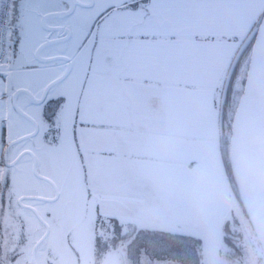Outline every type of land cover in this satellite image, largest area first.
<instances>
[{
  "label": "snow or ice",
  "instance_id": "snow-or-ice-1",
  "mask_svg": "<svg viewBox=\"0 0 264 264\" xmlns=\"http://www.w3.org/2000/svg\"><path fill=\"white\" fill-rule=\"evenodd\" d=\"M252 120L264 0H0V264H201L179 194Z\"/></svg>",
  "mask_w": 264,
  "mask_h": 264
},
{
  "label": "crops",
  "instance_id": "crops-1",
  "mask_svg": "<svg viewBox=\"0 0 264 264\" xmlns=\"http://www.w3.org/2000/svg\"><path fill=\"white\" fill-rule=\"evenodd\" d=\"M154 150L162 156L172 150L170 136L154 134ZM155 188L159 195L169 197L174 195L170 178L155 177ZM187 209L188 215L196 226L197 234L203 237L205 243L211 242L215 249L224 239L226 211L242 212V207L233 191L224 162L219 128L210 155L206 156L200 166L193 165L185 180V187L179 194ZM211 225V227H209Z\"/></svg>",
  "mask_w": 264,
  "mask_h": 264
},
{
  "label": "water",
  "instance_id": "water-1",
  "mask_svg": "<svg viewBox=\"0 0 264 264\" xmlns=\"http://www.w3.org/2000/svg\"><path fill=\"white\" fill-rule=\"evenodd\" d=\"M225 148L226 132H220ZM233 186L264 253V122L252 120L234 127L229 143Z\"/></svg>",
  "mask_w": 264,
  "mask_h": 264
},
{
  "label": "rangeland",
  "instance_id": "rangeland-1",
  "mask_svg": "<svg viewBox=\"0 0 264 264\" xmlns=\"http://www.w3.org/2000/svg\"><path fill=\"white\" fill-rule=\"evenodd\" d=\"M237 200L241 204L240 199ZM225 216L227 225L224 234L231 238L225 239L220 248L218 245L216 249L215 246L212 247L214 243H205L201 252V264H264V253L255 242L254 230L243 208L241 212L234 206L232 210L226 211ZM233 245L239 248V253L234 252ZM97 264L103 262L97 261Z\"/></svg>",
  "mask_w": 264,
  "mask_h": 264
},
{
  "label": "trees",
  "instance_id": "trees-1",
  "mask_svg": "<svg viewBox=\"0 0 264 264\" xmlns=\"http://www.w3.org/2000/svg\"><path fill=\"white\" fill-rule=\"evenodd\" d=\"M226 130H227V132H226V140H225V148H224V162H225V165H226L227 174H228V176L230 178V181L232 183V186H233L234 180H233V177H232L231 165H230V160H229V143H230L231 132H229L227 128H226ZM235 193H237L236 189H235ZM230 238L231 237H228V236H226V234H224L223 242H224L225 239H230Z\"/></svg>",
  "mask_w": 264,
  "mask_h": 264
}]
</instances>
